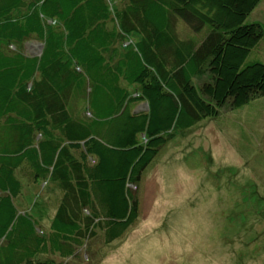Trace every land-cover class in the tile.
Wrapping results in <instances>:
<instances>
[{
  "label": "trees",
  "instance_id": "obj_1",
  "mask_svg": "<svg viewBox=\"0 0 264 264\" xmlns=\"http://www.w3.org/2000/svg\"><path fill=\"white\" fill-rule=\"evenodd\" d=\"M261 1L0 0V264L95 263L169 141L261 114ZM38 183L58 192L46 225L15 202Z\"/></svg>",
  "mask_w": 264,
  "mask_h": 264
},
{
  "label": "rangeland",
  "instance_id": "obj_2",
  "mask_svg": "<svg viewBox=\"0 0 264 264\" xmlns=\"http://www.w3.org/2000/svg\"><path fill=\"white\" fill-rule=\"evenodd\" d=\"M253 15L264 21V0ZM41 47L35 39L24 44L27 54ZM260 112L255 119L248 108L237 119L222 112L169 141L143 174L136 223L108 246L97 236L90 247L104 255L86 263L264 264V106ZM57 194L31 184L15 202L46 225Z\"/></svg>",
  "mask_w": 264,
  "mask_h": 264
}]
</instances>
